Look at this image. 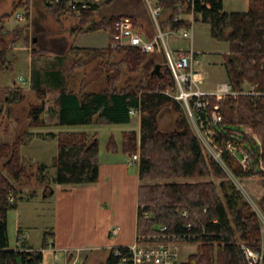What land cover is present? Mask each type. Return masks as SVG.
Instances as JSON below:
<instances>
[{"label":"trees","instance_id":"1","mask_svg":"<svg viewBox=\"0 0 264 264\" xmlns=\"http://www.w3.org/2000/svg\"><path fill=\"white\" fill-rule=\"evenodd\" d=\"M21 1L25 3L28 0ZM160 1L163 5L158 16L161 28L170 25L176 29L189 25L188 21H172L175 6L182 0ZM42 3L59 22L67 12L76 18V24L69 29L73 40L78 34L98 29L109 34L106 48H78L73 43L70 47L73 51L89 53L93 58L103 56L101 66L105 69L102 72L106 75L105 88L98 92L87 91L84 80L79 83L78 91L75 87L62 85L54 100V109L58 112L60 125L91 124L100 119L111 123H129L130 109L138 110L139 132L124 131L121 143V151L126 155L132 156L139 151L136 233L152 232L159 225H166L177 232L193 230L202 238L187 241L197 242L198 249L180 264H245L239 245L245 243L259 248L262 241L260 224L248 203L234 189L227 170L236 178L259 176L264 188V0H248L245 11L230 12L223 10V0L195 2L194 20L200 18L208 22L211 35L228 42V51L222 53V59L232 89L243 91L244 83H248L253 91L259 92L241 93L224 99L216 94L205 96L209 101L208 111L218 105L222 118L214 126L213 133L220 161L205 155L181 111V105L164 91L167 86L174 85L166 63L156 64L152 52H144L134 46H111L114 20L126 15L137 27L135 14L128 11L118 15L106 14L95 4L81 8L77 14L69 10L66 0H42ZM78 4L83 5L81 2ZM12 11L0 15V36L6 42L0 48V72L13 66L14 59L9 58L10 46L19 40L26 41L28 37L27 25L4 31V20ZM34 34L32 43L39 40V28L38 31L34 29ZM40 46L32 48L31 60L47 51L44 45ZM54 46L58 50L50 51L56 53L58 59V53L64 48ZM75 59L70 70L87 62L83 56ZM57 64L59 62L44 70L51 82L59 77ZM144 66L151 68L144 78L132 86L118 88L121 69L138 72ZM40 75L41 70L31 69L30 88L36 93L39 103L29 106V127L44 124L40 115L45 109V87L40 85ZM23 78L30 82L29 78ZM18 82L14 80L11 85H0V124L7 120L5 130L14 118L12 105L26 97L24 86ZM168 105L176 113L175 125L170 130H163L158 123V114ZM243 126H248L251 131H244ZM28 135L27 131L17 132L10 141L0 140V162L6 173L0 170V264H40L43 259L39 249L10 248L7 232V213L16 207L20 187L31 186L34 179L38 184L50 187L44 164L38 163L36 172H30L33 163L22 160L20 146ZM56 141L52 183L81 185L98 180L99 144L95 135L89 137L83 131H60L56 134ZM230 141L242 148V151L236 149L239 158L226 148ZM107 149L117 151L112 137L108 140ZM244 155L245 165L240 162V157ZM210 177L223 180L217 185L209 180ZM33 194L32 191L29 196ZM9 195L14 196L13 202L8 200ZM258 207L264 215V194L258 200ZM184 210L189 213L188 217L183 216ZM144 211L150 213L149 218L143 216ZM188 221L190 229L183 226ZM116 262L109 252L107 264Z\"/></svg>","mask_w":264,"mask_h":264},{"label":"rangeland","instance_id":"2","mask_svg":"<svg viewBox=\"0 0 264 264\" xmlns=\"http://www.w3.org/2000/svg\"><path fill=\"white\" fill-rule=\"evenodd\" d=\"M77 2H81L82 4L86 5V7H89L90 5L95 4L98 9L101 10L102 13L106 14H114L118 15V13H121L123 11H128L131 14H135L137 21H138V31L141 33L142 36H146L148 38H152L157 34L156 26L151 19L145 4L143 0H76ZM223 6L225 11H244L247 9L248 6V0H223ZM13 9V13L9 17H7L4 22L6 25H4L6 28L11 30L12 28L22 27L24 28L25 25L28 26L27 30V40H19L15 44L10 46V52H9V58L14 59V63L11 69L0 72V85H10L13 84L14 80L15 82H18V76L23 74H27V70L30 69H39L41 70L40 80L41 84H45V88L52 87L50 84L51 81L49 80V76L44 73V70L47 67H53L56 65V62H60L59 57L58 61L55 60V55L53 51H50L51 49H55L54 45L60 46L63 49V52H59L58 54L63 56L61 62L57 64V67H62V70L65 71V74L69 76L70 78L68 80V83L66 84V78L67 76L64 74L65 81L63 82V85H67L69 87H75V89L78 91L79 89V83L81 80H84L86 82L85 89L87 91L97 90L99 88L105 87V78L102 72L105 71V69L101 66L103 64V56H100L98 58H93L91 54L83 53L80 51H73V49H70L72 45V36L69 34V29L76 24V18L70 13H65L63 17L61 18V22L54 19L52 14L44 7L42 0H28L24 3V1L21 0H0V15L3 13L11 12ZM23 13L24 19L23 20H16L15 21V15L16 13ZM38 28L40 30V35L38 37V41L36 43H32L31 38L36 34H34V29L38 31ZM163 31H166L167 28L163 27L161 28ZM4 31L6 29L4 28ZM193 31V48L198 51V62L196 63V67L198 69H201L202 71L209 72V84H206L203 82L202 88L204 89H215L216 84L215 80L219 82L221 81H227L226 72L222 65V53L227 52L228 50V42L226 40H220L215 37H213L210 33V24L208 22L203 21L200 18H197L193 22L192 26ZM74 45L81 46V47H88L90 49H101L106 48L107 44L109 43V34L107 31L104 30H96V31H89L82 34H78L75 39L73 40ZM167 42L171 46V48H189L190 46V40L185 37H181L173 32H170L167 37ZM6 42L0 37V48L5 46ZM44 45V48H47L46 52L44 51L42 55L34 58V60H31L32 53L31 50L35 46ZM40 46V47H41ZM54 48H53V47ZM17 48V49H15ZM58 50V49H57ZM63 54V55H62ZM152 55L155 56V62L156 64L163 65L165 63L164 54L161 50L152 52ZM78 56H83L86 63L81 64L79 69L74 67L70 70L72 64L76 60ZM151 68L148 66H144L140 71L138 72H130L126 68H123L120 70V78L117 83L118 88L128 87L132 86V84H135L140 78H144L150 71ZM74 72H76V80H80L79 83H74L75 78L73 77ZM204 75V74H203ZM96 78L97 83H94V80ZM205 79V76H204ZM31 82V81H30ZM83 82V81H82ZM18 84L27 86L25 87L28 90V100L27 101H37L39 100L37 95H34V91L30 89V85L23 84L22 82ZM50 90V89H49ZM48 90V91H49ZM165 90H167L169 93H172L175 91V83L173 87H166ZM164 90V91H165ZM243 90H252V87L248 83H244ZM54 95L57 94V89H54ZM52 93V92H49ZM51 95V94H50ZM50 95H48V98H50ZM53 97V94L52 96ZM49 103L52 102V98ZM19 104L15 103L14 105ZM54 104V103H53ZM181 111L183 112V115L185 119L187 120V123L189 127L191 128L194 135L197 136V131L195 129V125L192 120L187 118L185 111L183 107L181 106ZM172 112L174 110L170 105L163 107L159 114H158V123L161 129L163 130H169L172 126ZM137 115L134 114L131 117V120L129 123H111L107 121H100L97 123H91V124H81V125H61L57 128L54 126V131L57 130H69V131H85V132H92L94 131L96 134L95 137L98 139L99 144V154L103 155L107 152V143L110 137H112L117 145V151L121 152V148L119 146V141L121 140L122 133L124 131H128L130 129H136L137 127ZM25 119L18 113V124L16 126H13V121H9V127L7 128V131L4 130V125L7 122L6 119H4L3 123L0 124V140H10L14 136L16 132H18L19 129L22 127H25L24 124ZM16 127L15 129H13ZM13 129V130H11ZM40 128H30L29 130H37ZM42 129V128H41ZM242 129L244 131H251L248 126H243ZM202 150L207 156L213 157L216 161H220L219 158V151L217 149V146L215 145L213 139H207V138H198ZM29 144L27 146L22 145L21 146V156L23 162H31L33 163L30 167V172H36L37 165L36 161H40L39 163H45L48 165L47 168V175L53 176L55 173V168L52 166V158L54 157L57 146L56 142L51 141H42L40 139H35L28 142ZM107 149V150H106ZM139 153V151L137 150ZM125 155V154H124ZM0 170H2L3 173L5 171L2 169L1 162H0ZM228 179L231 181V183L234 186V189L237 190L243 197V199L248 203L251 210L255 213L259 224H260V232H261V238L264 243V215L262 214L260 208L258 207V200L259 198L264 194V188L260 183V177L256 175H250L243 178H236L233 176L228 170ZM6 174V173H5ZM192 180V179H187ZM209 180H213L217 185L221 183L223 178H214L210 177ZM41 185L37 183V180L34 179L33 184L31 186L26 187H20V220L24 225V231L27 235L29 241L33 245H40L41 241V228L45 225L44 223H49V221L44 220V215H42L41 219H39L38 223H36V218L34 217L33 212H30V209H33L34 202H28L26 200V196H29V193L32 192L31 190L38 189ZM72 190V189H71ZM37 209V207H35ZM14 209V208H13ZM10 209L8 211V232L10 236V240L12 242L13 234L16 228V215L17 210ZM36 212V211H35ZM92 216L88 217L89 220H92ZM27 223V226H26ZM91 221L88 222V228L91 227ZM87 230V229H86ZM89 232V230H87ZM51 233H53L51 231ZM68 234V231H67ZM52 235V234H51ZM82 243H85L86 245H97V248L93 250H86L89 248H85L84 251L80 248L79 249L74 248H68L73 250V252L76 250L79 252L80 258L77 261L79 264H105L103 260V256L106 255L105 251L100 249L99 243H102V238L99 237L94 238V240L91 237H87V233L82 234V238L79 240ZM74 243V242H73ZM89 243V244H88ZM87 247V246H84ZM179 260L181 262H185L188 258V256L192 253H195L198 249V243L197 242H183L179 245ZM58 256L56 261L51 259L50 257L47 258L46 264H65V254L63 251H58Z\"/></svg>","mask_w":264,"mask_h":264},{"label":"crops","instance_id":"3","mask_svg":"<svg viewBox=\"0 0 264 264\" xmlns=\"http://www.w3.org/2000/svg\"><path fill=\"white\" fill-rule=\"evenodd\" d=\"M223 10H224V6H223ZM185 16L187 18L190 17L189 15H185ZM16 20L17 18L15 15V21ZM4 25H6L5 22ZM5 29L9 30L6 27ZM98 30H103V29H98ZM35 40L36 38L34 39V41ZM72 43L74 45L73 40ZM74 47L88 48L81 46L79 47L76 45H74ZM195 51L197 52V57H198V51L197 50ZM62 58L63 56L60 55L59 60L60 59L62 60ZM55 60L58 61L57 58H55ZM222 65H223V59H222ZM79 68L80 67L76 68V71ZM59 69H60L59 70L60 74H58L59 77H55L53 81L50 83L52 87L45 88V95H44L45 109L43 113L40 115L44 124L38 127L40 129L29 130L30 128H37V127H29V119H28L29 106L38 104L39 100L34 102L27 101L28 90H25L26 97L23 101L18 102L19 104L12 105V109L14 112V118L12 120L14 124L13 126H16L18 124V113H20V115L25 119L24 121L25 127H22L21 129L18 130V132L27 131L29 134L26 137L25 142L22 144L24 146H27L29 144L28 143L29 141L35 139H40L42 141L53 140L56 142V146H57L56 134L60 131H69L63 129L54 131V129H52L54 128V126L56 128L58 126H61L58 123V112L56 109H54V104H53L56 96L58 95L60 86H62L63 82L65 81L63 76L65 74V71L62 70V67H60ZM202 72L205 76L204 82L206 84H209L208 81L210 77L209 72L207 71H202ZM68 75L69 76L66 75L67 76L66 84L68 83V80L70 78V74ZM75 75L76 72H74L73 75V77L75 78L74 83H79L80 80H76L77 77ZM20 76L26 77L27 79L29 78L30 81L31 69H30V74H29V70H27V74L22 73L21 75L18 76V78ZM103 76L104 77L102 78H105V85H106V75ZM93 80L94 83H97V81H99V80L96 81V78ZM218 83H220L219 80L218 81L215 80L216 86ZM30 84L31 82H29L28 85ZM40 85L42 87H46L45 84H40ZM25 87L27 86H24V89H26ZM104 88L105 87L90 91L98 92L100 90H103ZM54 89L58 90L56 95H54V91H53ZM207 90H212V89H207ZM52 94L53 97H51ZM34 95L36 96L35 92ZM48 95H50V98H48ZM51 98L53 102L52 104L49 103ZM135 114L138 117L137 127L136 129H130V130H134L138 133L140 117L138 113ZM171 119L173 126L172 128H174L175 119H176L175 112H172ZM100 121L103 122L105 120L101 119ZM15 128L16 127H14L13 129ZM74 132H78V131H74ZM94 134H96L94 131H92L91 133L90 132L87 133L89 137L93 136ZM10 140H6V141H10ZM119 143L120 144L118 147L121 148L122 137ZM21 146H20V151H21ZM128 157L129 155L126 154L124 155L121 152L118 151L113 152L107 150V152L104 153L103 155L101 153L99 155L98 158L99 177L96 182L86 183L81 185L55 184L51 182L52 177L54 176L53 175V176H48L50 181V187L47 185L45 186L41 185L38 189L31 190L34 192V194L32 196H26V200L28 202H34L33 209L31 208L29 213L33 212L34 217L36 218V223H38L42 215H44V220H46L48 217L47 220L49 221V223H44L45 225L40 229L41 230V235H40L41 241H39L40 245H33L29 241L27 235L25 234L24 225H23L24 222L20 220L19 207H20L21 199H20V195H17L16 207L13 209V210H17V215H16L17 224L13 234L12 242L10 240V236L8 232V213H7V232H8L10 248L13 249L29 248V249L41 250L43 254V259L40 264H46L48 257L56 261L58 256L57 252L63 251L65 254L64 257L65 264H68L70 260H74V259L79 260L80 258L79 252L81 251L80 248L83 251L85 248H89L86 250H93L97 248V245H89L88 247V245L79 241L82 238V234L87 233V237H91L93 240L96 237H99L100 239L102 238V243H99L98 245H100L101 246L100 249L104 250L106 253V255L103 256V260L105 264H107V258L109 255L110 248L116 246L130 245L135 240L137 206H138L137 191L139 186V174H138L137 162H128L127 161ZM39 162L36 161V163ZM42 164H44L48 168V165H46L45 163ZM35 207H37V209ZM92 215H93L92 220H89L88 217ZM89 221H91L92 228H88ZM116 226L118 227V229L116 230L115 233H112V229ZM86 229L89 230V232ZM51 231L53 233H51ZM19 232H22L23 236L22 238L17 239L16 236ZM45 233H48L46 237L44 236ZM74 247L76 249H79V252L76 250L73 252V250L68 249Z\"/></svg>","mask_w":264,"mask_h":264},{"label":"built area","instance_id":"4","mask_svg":"<svg viewBox=\"0 0 264 264\" xmlns=\"http://www.w3.org/2000/svg\"><path fill=\"white\" fill-rule=\"evenodd\" d=\"M143 1L156 26L157 34L151 39L142 36L133 20L129 16L121 15L113 22L114 33L111 46H134L144 52L161 50L164 54L166 66L170 70L175 83V91L169 93L165 90V92L172 96L183 107L187 118L193 121L199 139H213L214 126L221 122L222 118L218 111V105H214L212 110L210 112L208 111L209 101L205 99V96L216 94L222 96L224 99L231 95L236 97L241 93L257 94L259 92L253 90H233L229 81L218 83L216 88L212 90L202 88L204 75L203 72L196 67L198 57L192 43L195 2L199 0H182L178 2L174 9L172 21H188L189 25L176 29H172L170 25H167L165 26L167 28L166 31H163L158 23V16L163 9L161 1ZM66 2L69 10L77 14L80 12L81 8L86 7L84 4L82 6L79 5L76 0H66ZM185 15H189L190 17L187 18ZM16 18L17 20H23L24 15L17 13ZM170 32L188 38L190 40L189 48H171L167 42V37ZM18 80L23 84L27 83L22 76H20ZM28 84L29 82L26 85ZM135 113H138L136 108L130 109V114ZM226 148L239 158L236 149L242 151L240 146L230 141L227 142ZM138 159L139 153L136 152L132 156H129L127 161L137 162ZM240 162L245 165V155L240 157ZM14 199L13 195L8 196L10 202H13ZM182 214L184 217L189 216L186 210H184ZM143 216L149 218L150 213L144 211ZM183 226L190 229V221ZM117 229V226L114 227L112 233H115ZM22 236L23 233L19 232L16 237L19 239L22 238ZM201 238V234L193 230L177 232L175 229H169L166 225H159L152 232L136 233L135 240L132 244L112 247L109 252L116 258L117 264H180L179 245L183 242H188L187 240L190 239L200 240ZM239 248L245 264H264L263 241H261L257 249L245 243H240ZM77 261L78 259L70 260L68 264H78Z\"/></svg>","mask_w":264,"mask_h":264},{"label":"water","instance_id":"5","mask_svg":"<svg viewBox=\"0 0 264 264\" xmlns=\"http://www.w3.org/2000/svg\"><path fill=\"white\" fill-rule=\"evenodd\" d=\"M50 191H52V190H50Z\"/></svg>","mask_w":264,"mask_h":264}]
</instances>
